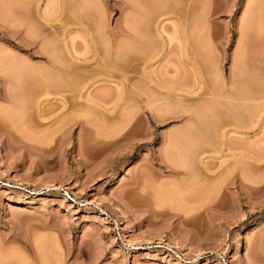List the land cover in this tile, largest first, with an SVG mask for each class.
I'll use <instances>...</instances> for the list:
<instances>
[{
    "label": "rangeland",
    "instance_id": "obj_1",
    "mask_svg": "<svg viewBox=\"0 0 264 264\" xmlns=\"http://www.w3.org/2000/svg\"><path fill=\"white\" fill-rule=\"evenodd\" d=\"M14 1L0 0V264H264V0H171L170 7L164 0H127L128 5L126 0H49L48 6L47 0ZM45 6L52 12L46 13L48 20ZM160 20L164 38L156 37L160 45L150 56L128 39L110 58L105 38L95 30L101 21L112 34L128 25L129 31L138 33L142 27L140 34L151 36ZM70 28L72 34L80 31L77 48L89 51L96 68L91 69L100 78L113 75L111 80L120 83L131 76L136 83L144 65L147 72L179 83L197 78L199 86L192 95L178 92L181 102L173 110L171 102L164 108L166 100L159 97L162 108L171 111L158 119L151 109L132 107L138 96L135 83L120 92L104 91L98 83L92 93L106 103L83 101L87 115L74 118L79 107H62L59 99L69 101L84 90L66 81L56 85L55 79L45 90L37 71L34 76L22 61L28 57L34 64H47L49 42ZM40 29L58 36L51 34L50 40L46 35L49 42L42 43ZM115 36L114 44L120 40ZM59 42L53 44L60 48ZM60 49L55 53L64 52ZM104 55L113 67L104 65ZM219 73L227 85L233 84L236 96H244L241 107L220 96ZM149 86V96L155 98L157 89ZM168 134L191 137L190 152L168 146Z\"/></svg>",
    "mask_w": 264,
    "mask_h": 264
},
{
    "label": "bare ground",
    "instance_id": "obj_2",
    "mask_svg": "<svg viewBox=\"0 0 264 264\" xmlns=\"http://www.w3.org/2000/svg\"><path fill=\"white\" fill-rule=\"evenodd\" d=\"M14 1V0H13ZM17 2H19L18 0H16ZM16 1H14V2H16ZM53 1V0H52ZM65 1H67V0H65ZM72 1V0H71ZM70 1V2H71ZM88 1V0H87ZM119 1V0H118ZM124 1V0H123ZM127 1V0H126ZM125 1V2H126ZM136 1V0H135ZM155 1V0H154ZM164 1H167V6H168V2H169V6L168 7H170L172 4H171V0H164ZM163 1V2H164ZM23 2V1H22ZM26 2L27 1H25V3H23V5L24 4H26ZM31 2V1H30ZM33 2H34V0H33ZM49 2H51V1H49V0H47V6H48V3ZM54 2H55V0H54ZM54 2H52L51 4H49L50 6H53V3ZM78 2V1H77ZM122 2V1H121ZM129 1H127V5L129 4L128 3ZM130 2H131V0H130ZM137 2V1H136ZM162 2V3H163ZM20 3V2H19ZM28 3V2H27ZM75 3V2H74ZM80 3V2H79ZM79 3H76V4H78L79 5ZM82 4L84 3V2H81ZM87 3V2H86ZM124 3V2H123ZM138 3V2H137ZM81 4V5H82ZM135 4V3H134ZM140 4V3H139ZM56 5H57V2H56ZM142 5V4H141ZM154 5L156 6V2H154ZM158 5V4H157ZM175 5H176V1H175ZM20 6H21V4H20ZM24 6H27V5H24ZM24 6H22V7H24ZM54 6H55V4H54ZM67 6H68V4H67ZM130 6H131V4H130ZM135 6H136V4H135ZM134 5H133V8L135 7ZM144 6V5H143ZM151 6H153V5H151ZM154 6V8H156ZM159 6H161L160 4H159ZM158 6V7H159ZM164 6V5H163ZM70 7V6H69ZM78 7V6H77ZM138 7V6H137ZM139 7H140V5H139ZM137 8V9H140V8ZM145 7V6H144ZM162 7V6H161ZM161 7H159V8H161ZM174 7V6H173ZM176 7V6H175ZM174 7V8H175ZM45 9V17L47 18L48 16V14L46 15V13H50V12H47L48 10L47 9H49L48 7H44ZM73 8V7H72ZM159 8H158V10L157 11H159ZM165 8V7H164ZM23 9V8H22ZM24 9H25V7H24ZM56 9V8H55ZM71 9V8H70ZM74 9H76V7L74 8ZM79 11H81L79 8H77ZM147 10H148V8H146ZM176 9V8H175ZM85 10H86V8H85ZM154 10V9H153ZM153 10H151V11H153ZM22 11V10H21ZM24 11V10H23ZM26 11H27V9H26ZM36 11V10H35ZM75 11H77V10H75ZM79 11H78V13H79ZM83 11V10H82ZM131 11V10H130ZM171 11H173V10H171ZM44 12V11H43ZM42 12V13H43ZM72 12H73V10H72ZM86 12H88V11H86ZM140 12V11H139ZM146 12V11H145ZM29 13V12H28ZM33 13V12H32ZM35 13V12H34ZM41 13V12H40ZM40 14V15H43V14ZM52 13V12H51ZM76 13V12H75ZM133 13H134V11H133ZM143 13V12H142ZM171 13V12H170ZM174 13H175V11H174ZM12 14V13H11ZM25 14H27L26 12H25ZM70 14V13H69ZM77 14V13H76ZM89 14H91V12H89L88 13V15ZM95 14V13H94ZM132 14V13H131ZM130 14V15H131ZM136 14V13H135ZM154 14V13H153ZM160 14V13H159ZM161 14H162V12H161ZM160 14V15H161ZM167 14V13H166ZM169 14V13H168ZM22 15H24L23 13H22ZM28 15V14H27ZM31 15V14H30ZM36 15V14H35ZM56 15V14H55ZM82 15H83V13H82ZM82 15H81V17H82ZM87 15V16H88ZM91 15H93V14H91ZM133 15V14H132ZM140 15H141V13H140ZM143 15V14H142ZM162 15H164V14H162ZM19 16V15H18ZM44 16V15H43ZM50 16V15H49ZM69 16V15H68ZM71 16V15H70ZM79 16V15H78ZM84 16V15H83ZM97 16V15H96ZM151 16H152V12H151ZM204 16H205V14H204ZM30 17V16H29ZM36 17H38V16H36ZM51 17H53V15L51 16ZM93 17V16H92ZM132 17V16H131ZM136 17V16H135ZM134 17V19H136ZM20 18V17H19ZM26 18V17H25ZM42 18H44V17H42ZM54 18V17H53ZM60 18V17H59ZM71 18V17H70ZM85 18H88V17H85ZM95 18V17H94ZM93 18V19H94ZM127 18H128V15H127ZM130 18V17H129ZM143 18V17H142ZM153 18H154V16H153ZM155 18H157V16H155ZM21 19V18H20ZM23 19V18H22ZM56 19V18H55ZM61 19V18H60ZM150 19H151V17H150ZM193 19V18H192ZM31 20H33V19H31ZM30 20V21H31ZM47 20H48V18H47ZM123 20H124V18H123ZM130 20V19H129ZM132 20V19H131ZM148 20V19H147ZM22 21V20H21ZM20 21V22H21ZM24 21H26V20H24ZM34 21V20H33ZM42 21H44V20H42ZM56 21V20H55ZM23 22V21H22ZM32 22V21H31ZM37 22V21H36ZM35 22V23H36ZM39 22H40V20H39ZM47 22V21H46ZM49 22H52V21H50V19H49ZM91 22V21H90ZM95 21H93V23H94ZM97 22V21H96ZM96 22L94 23V25L96 24ZM101 22V21H100ZM100 22H99V24H100ZM124 23H125V21H123ZM127 22V21H126ZM163 21H158V23H157V27H156V32H157V34L156 35H151V36H149L148 34L146 35V34H144V32H143V34H140V31H141V29H142V27H141V29H138V33H137V31L135 32V30L133 29L132 31H134V32H132L131 30L129 31V30H127V29H129L128 28V25L126 26V28H125V26H124V28L126 29H124V28H122V27H120V25H119V29H120V31L118 32V33H113L112 34V32L113 31H111V32H109V30L103 25V26H100L99 24H98V26L96 27L95 26V30L97 31H95L96 32V34H100V35H103L102 37L103 38H105V42L107 43V45H108V49L106 50V54H107V52H108V56L110 57V58H113V57H115V55L117 56V54H115L116 53V50H119L120 49V46H121V44L124 42V40H127L128 41V39H130L131 41H133L134 43H136L137 44V47L139 46V47H141V49H142V52H143V50H146L148 53H146L147 55L149 54V52H151V51H153V50H155V49H157L158 47H159V40L157 41V39L158 38H156V37H158V36H161V37H163L164 38V36H163V34L165 33V30H164V28H163V23H162ZM192 22V21H191ZM72 23V22H71ZM102 23H103V21H102ZM129 23V22H128ZM142 23H143V21H142ZM147 23V22H146ZM153 23V22H152ZM23 24V23H22ZM28 24H29V22H28ZM40 24V23H39ZM51 24V23H50ZM49 24V25H50ZM70 24V23H69ZM76 24H78V22H76ZM91 25H93L92 23H90ZM130 24H131V22H130ZM17 25H19V23L17 24ZM34 25V24H33ZM41 25V24H40ZM72 25V24H71ZM82 25V24H81ZM97 25V24H96ZM139 25V24H138ZM140 25H142V24H140ZM32 26V25H31ZM38 26V25H37ZM42 26V25H41ZM41 26H40V28H41ZM52 26H54V25H52ZM134 26V25H133ZM190 26H191V23H190ZM27 27V31H29L28 30V28H30V24L28 25V26H26ZM44 27V26H43ZM42 27V28H43ZM67 27V26H66ZM65 27V28H66ZM90 27V26H89ZM88 27V28H89ZM135 27V26H134ZM146 27V26H145ZM177 27V26H176ZM34 28H35V26H34ZM55 28H57V26L55 25ZM54 28V29H55ZM69 28V27H68ZM87 28V27H86ZM110 28V27H109ZM148 28V27H147ZM31 29H32V27H31ZM35 29H37L36 31H34V33H36L37 35L39 34V30H38V28H35ZM46 29V28H45ZM50 29V28H49ZM54 29H52L51 28V32H52V30H54ZM90 29H92V28H90ZM118 29V30H119ZM136 29V30H137ZM150 29H152V28H150ZM166 29V28H165ZM208 29V28H207ZM42 29H40V31H41ZM44 30V29H43ZM41 31V33H43L44 34V39H45V42H44V39L43 40H41L42 41V43H47V42H49L48 40H46V35H47V32H46V30H44V31ZM56 30V29H55ZM71 30H72V28H70V29H65V32L63 33V32H61V39H58V40H61V42L62 43H58V45H60L59 47L61 48V46H62V48L60 49V48H58L57 46H56V41L58 42V40H56V39H54L55 41H53V39H52V45H50V42H49V46H50V49H49V47L47 46V47H44L43 49H44V51L43 50H41V52L44 54V52H46L47 50H45V48H47V49H49L45 54L47 55V58H46V60L47 61H49V63L46 61V62H44V63H47V64H42V62H41V64L40 65H38V64H34V63H32L31 62V59H28V57H22V58H24V59H22V61L24 60V62L26 63V65L27 66H29L28 67V69L30 68L31 70H33L34 71V73L32 72V74L34 75L35 74V71H37L36 72V74L39 76L38 77V81L37 82H39L38 84H43L44 86H45V90H46V88L48 87V85L49 84H51V79L53 80V79H55V81H57L58 83H56L55 81V83H56V85L58 84H60L59 83V81H66L67 82V85L68 84H70V85H75V87L73 86V88L75 89V88H77V90H80V89H82V90H84L83 91V93H81V94H79V96H75L74 97V93L72 94V96H73V99H71V100H69V101H66V100H63L62 98H60L59 99V101H61L60 103H61V106L62 107H65L67 104L69 105V107H72V108H74L75 106H78L79 108L78 109H76V111H75V114H74V118H81V117H85V115H87L86 114V110H85V108H86V106L84 105V102L83 101H85L87 104H89V103H93V104H96V105H98V106H102V104H105L106 103V100H105V98L104 99H102L101 97L99 98V97H95L93 94L94 93H92V89L94 88L95 89V87L97 86L96 84H98V83H101V85H99L100 86V88H102V90H104V91H110V90H115V92H120V91H122L123 89L124 90H129V89H131L134 85H136V87L135 88H133L132 90L134 91L133 93H135L136 91H137V94H138V96L136 97V98H139L138 100H136V98H134L133 99V101H135L136 100V104L135 103H133V101H132V98H131V101L132 102H130V103H132L131 105H132V107L134 108V105H136V107H135V109L136 108H139V107H141V106H144L143 108H148V109H151L152 110V112L153 113H157V114H155V116L157 115L158 116V119H159V117H161L162 115H164L163 113L165 112V114H166V110H164L163 108H162V104L164 103V105H163V107L165 108V107H170V105H171V103H172V106L174 105H176V104H174V102H177V101H180L181 102V99L179 100V97H178V92H182V91H184V92H186L187 94H191L192 95V93H193V90H194V86H196L197 87V85L199 86V80H197V78H193L194 80L192 81V82H190V84H184V83H179L178 82V80L177 81H173V80H170V79H168V78H164V77H161L160 76V74H156V73H149V72H147L146 70L148 69L146 66H144L143 65V68H142V66L139 68L138 66V68L139 69H143V73H142V79H141V81L139 80V82H140V84H138L137 82L135 83V81L134 82H132L131 81V76H129V78L128 77H126L127 78V83H125V81H126V78L124 79L123 78V82H122V78L120 79L121 80V82L120 83H117V82H115L114 80H111L112 79V77H114L113 75H111L112 77H111V79H104V78H100L99 76H96L95 74H96V72H95V74H94V71L95 70H93V69H91L93 66H91L92 64H90V61H91V58H92V55H88L87 53L89 52H87V50H85V51H81V50H79L78 48H77V44H76V41H75V38L78 36L77 34L80 32H78L76 35L75 34H72V33H70L71 32ZM74 30V29H73ZM76 30V29H75ZM94 30V29H93ZM32 31V30H31ZM48 31V30H47ZM57 31V30H56ZM55 31V32H56ZM61 31H63V30H61ZM145 31V30H144ZM154 31V32H155ZM54 32V33H55ZM93 32V31H92ZM115 32V31H114ZM147 32V31H146ZM40 33V36L41 37H43V34H41ZM63 33V34H62ZM73 33H74V31H73ZM24 34H25V32H24ZM52 34V33H51ZM51 34H50V37H51ZM56 34V33H55ZM57 34H58V32H57ZM81 34V33H80ZM27 35V34H26ZM48 35H49V33H48ZM47 35V38L49 37ZM53 35V37L55 36L54 34H52ZM90 35H91V33H90ZM114 35H116L117 37H118V42L117 43H113L114 42V39L115 38H113L114 37ZM56 36H58V35H56ZM56 36L54 37V38H56ZM60 36V35H59ZM83 36V35H82ZM115 36V37H116ZM168 37H170V35L168 34L167 35ZM33 37H34V34H33ZM37 37H39V36H37ZM36 37V38H37ZM50 37H49V39H50ZM80 37H81V35H80ZM101 37V36H100ZM101 37V38H102ZM116 37V38H117ZM52 38V37H51ZM77 38H79V37H77ZM76 38V39H77ZM82 38V37H81ZM80 38V39H81ZM99 38V37H98ZM103 38H102V40H103ZM125 38V39H124ZM127 38V39H126ZM162 38V39H163ZM83 39V41H84V43H85V45H86V39H84V38H82ZM94 39V38H93ZM96 39V38H95ZM94 39V40H95ZM106 39H108V40H106ZM174 39V38H173ZM51 40V39H50ZM170 40H171V38H170ZM27 41V40H26ZM82 41V40H81ZM104 41V40H103ZM117 41V40H116ZM169 41V40H168ZM28 43H29V41H27ZM26 42V43H27ZM53 42H55L54 44H53ZM91 42V41H90ZM34 43V42H33ZM95 43V42H94ZM99 43H100V40H99ZM99 43H97V44H99ZM103 43V42H102ZM105 43V44H106ZM131 43V42H130ZM32 44V43H31ZM129 44V43H128ZM127 44V45H128ZM24 45V44H23ZM30 45V44H29ZM84 45V44H83ZM84 45V46H85ZM93 45V44H92ZM131 45H132V43H131ZM41 46H43V44L41 45ZM40 46V47H41ZM87 46V45H86ZM195 46V45H194ZM89 47V46H88ZM106 47V46H105ZM130 47V46H129ZM135 47V46H134ZM139 47H138V50H139ZM42 48V47H41ZM40 48V49H41ZM97 48V47H96ZM96 48H95V51H96ZM124 48V47H123ZM122 48V51L124 50ZM6 49V48H5ZM37 49H38V47H37ZM36 49V50H37ZM57 49V50H56ZM58 49H60L61 51H64V52H66V56H64V59L63 60H61L62 59V57H63V55L65 54L64 52H59V53H61V54H56L57 53V51H59ZM81 49V48H80ZM84 49V48H83ZM98 49V48H97ZM194 49H195V47H194ZM35 50V51H36ZM56 50V51H55ZM103 50V49H102ZM136 50V49H135ZM5 51V50H4ZM3 51V56L7 53V51L6 52H4ZM9 51V50H8ZM34 51V50H33ZM34 51V52H35ZM146 51H144V52H146ZM157 51H158V49H157ZM31 52H32V50H31ZM37 52V51H36ZM56 52V53H55ZM87 52V53H86ZM102 52V51H101ZM104 52V51H103ZM139 52V51H138ZM1 54V53H0ZM105 54V55H106ZM7 55H9V53H7ZM61 55V56H60ZM88 55V56H87ZM104 55V59L106 60V56ZM141 55V54H140ZM151 55V53L149 54V56ZM13 56V55H12ZM12 56H10L11 58H12ZM108 56H107V59H108ZM142 56V55H141ZM144 56V55H143ZM152 56L154 57V55L152 54ZM6 57V56H5ZM18 57V56H17ZM20 57V58H21ZM44 57H45V55H44ZM97 58H98V56H96ZM15 58H16V56H15ZM19 58V57H18ZM97 58H96V60H97ZM102 58V59H103ZM9 59V58H8ZM7 59V60H8ZM13 60H14V58H12ZM17 59V58H16ZM100 59H101V57H100ZM114 59H116V58H114ZM143 59H145L144 57H143ZM19 60V59H18ZM93 60V59H92ZM95 60V61H96ZM109 60V59H108ZM113 60V59H112ZM16 61V60H15ZM118 61V60H117ZM147 61H148V59H147ZM100 62V61H99ZM102 62V61H101ZM107 60L105 61V64L104 65H106L108 68H110V67H113L112 66V64H109L110 63V61H108L107 63ZM121 62V61H120ZM5 63V62H4ZM8 63V62H7ZM24 63V64H25ZM95 63H98V62H95ZM115 63V62H114ZM117 63V62H116ZM144 63V62H143ZM208 63H210V62H208ZM1 64H2V62H1ZM14 64H16V63H14ZM13 64V65H14ZM19 64V63H18ZM21 64V63H20ZM122 64V63H121ZM212 64V63H211ZM8 65V64H7ZM12 64H10V67H12L13 66ZM21 65H23V64H21ZM99 65V64H98ZM103 65V66H104ZM140 65V64H139ZM213 66H214V64H212ZM212 65H211V67L209 68L210 70H211V68H212ZM20 66V65H19ZM102 66V67H103ZM123 66V65H122ZM132 66V65H131ZM208 67H209V65H207ZM215 66H216V64H215ZM214 66V67H215ZM105 67V66H104ZM103 67V68H104ZM107 67H106V69H107ZM133 67H135V65L133 66ZM132 67V68H133ZM194 67V66H193ZM16 68H17V65H16ZM15 68V69H16ZM24 68V67H23ZM26 68V67H25ZM94 69H96L95 67H93ZM116 68H118V66L116 67ZM120 68V67H119ZM137 68V69H138ZM147 68V69H146ZM205 68V67H204ZM207 68V67H206ZM216 68V67H215ZM4 69H6L5 67H4ZM12 69V68H11ZM22 69V68H21ZM29 69V70H30ZM100 69V68H99ZM105 69V71H107V70H109V69H107L106 70ZM237 69V68H236ZM13 70H14V68H13ZM93 70V71H92ZM114 70V69H113ZM215 70V69H214ZM90 71V72H89ZM93 72V74H92V72ZM97 71V70H96ZM112 71V70H111ZM119 71V70H118ZM122 71V70H121ZM121 71H119V72H121ZM151 71H153V70H151ZM206 71V70H205ZM235 71V70H234ZM1 72V71H0ZM9 72V71H8ZM13 72V71H12ZM11 72V73H12ZM27 72V71H26ZM31 72V71H30ZM89 72V73H88ZM101 72V71H100ZM116 72V71H115ZM124 72V71H123ZM127 72V71H126ZM137 72V71H136ZM139 72V71H138ZM213 72V71H212ZM6 73V72H5ZM10 73V72H9ZM117 73V72H116ZM214 73V72H213ZM218 73V72H217ZM241 73V72H240ZM6 74H8V73H6ZM15 74V73H14ZM18 74H20V73H18ZM29 74V73H28ZM35 74V75H36ZM108 74V73H107ZM112 74V73H111ZM113 74H115V73H113ZM220 74V73H219ZM237 74V73H236ZM242 74V73H241ZM3 75V74H2ZM17 75V74H16ZM34 75V76H35ZM95 75V76H94ZM127 75V73L125 74V76ZM235 75V73L234 72H232V76H230L231 78H232V81H233V76ZM32 76V75H31ZM102 76V75H101ZM106 76V75H105ZM139 76V75H138ZM216 76V75H215ZM214 76V77H215ZM218 76V75H217ZM240 75H238V77H239ZM10 77H12V74H11V76ZM19 77V76H18ZM13 78V77H12ZM12 78H10V79H12ZM15 78H16V76H15ZM32 78H33V76H32ZM136 78V77H135ZM164 78V79H163ZM240 78V77H239ZM8 79V78H7ZM241 79V78H240ZM16 81L17 82V80L16 79H14L13 78V81ZM134 80V79H133ZM191 80V79H190ZM214 80V79H213ZM230 80V79H229ZM236 80V79H235ZM243 80V79H242ZM32 81H33V79H32ZM219 82H218V84H219V86H217L218 87V89L217 90H219L218 92L220 93V96H222L223 98H226L227 100L228 99H230V100H232V102L234 101L236 104H238L240 107H241V102H240V104L238 103L239 101H242V100H244V96H242V97H239L238 95L236 96V94H234V92L232 91V85H227V83H226V81L227 80H225L224 79V77H223V75L222 74H220L219 75V80H218ZM244 81V80H243ZM242 81V82H243ZM8 82H9V80H8ZM31 82V81H30ZM53 82V81H52ZM185 82V81H184ZM4 83H5V81H4ZM10 83V82H9ZM9 83H7V85L9 84ZM63 83V82H62ZM133 83H135L134 85H133ZM232 83H234V81L232 82ZM236 83V82H235ZM234 83V84H235ZM12 84V83H11ZM34 84V83H33ZM40 84V85H41ZM137 84H138V86H137ZM149 84H151V85H154V87L157 89V91H155L156 93V96H155V98H153V97H150L149 96V92L150 91H148V90H151L152 89V87L153 86H149ZM229 84V83H228ZM238 84V83H237ZM52 85H53V83H52ZM69 85V86H70ZM77 85V86H76ZM216 85H217V82H216ZM215 85V86H216ZM239 85H240V83H239ZM242 85V84H241ZM36 86H38V85H36ZM64 86V85H63ZM212 86V85H211ZM243 86V85H242ZM10 87H13V85H11ZM14 87H15V83H14ZM41 87V86H40ZM53 87H55V86H53ZM65 87V86H64ZM67 87V86H66ZM79 87V88H78ZM210 87V86H209ZM9 88V87H8ZM16 88V87H15ZM15 88H13L12 90H14ZM38 88V87H37ZM48 88H51V87H48ZM58 88V87H57ZM97 88V87H96ZM151 88V89H150ZM240 88H241V86H240ZM59 89V88H58ZM93 89V90H94ZM136 89V90H135ZM196 89V88H195ZM234 89V88H233ZM241 89H243V88H241ZM241 89H239V90H241ZM7 89H6V86H5V91H6ZM65 90V89H64ZM68 90H69V88H68ZM67 89H66V91H68ZM113 90V91H114ZM132 90H130V91H132ZM211 90H213L212 88H211ZM248 90H249V88H248ZM70 91V90H69ZM76 91V90H75ZM104 91H103V93H104ZM159 91V92H158ZM251 91V90H250ZM47 92H48V90H47ZM73 92V91H72ZM101 92V91H100ZM153 91L151 90V93H152ZM249 92V91H248ZM255 92V91H254ZM253 92V93H254ZM257 92V91H256ZM85 93V96L83 95ZM208 93V92H207ZM210 93H212L211 91H210ZM218 93V94H219ZM253 93H251V94H253ZM258 93V92H257ZM9 94V93H8ZM8 94H6V96L8 95ZM42 94H43V92H42ZM77 94V95H78ZM239 94V93H238ZM243 94V93H242ZM241 94V95H242ZM256 94V93H255ZM259 94V93H258ZM44 95V94H43ZM47 95H49V94H47ZM106 95V94H105ZM123 95V94H122ZM127 95H128V93H127ZM130 95V94H129ZM134 95V94H133ZM157 95H158V97H157ZM210 95V94H209ZM240 95V94H239ZM240 95V96H241ZM243 95H246L245 94V92H244V94ZM71 96V97H72ZM126 96V95H125ZM213 96H214V94H213ZM217 96V95H216ZM253 96H255V99H256V95H253ZM14 97V96H13ZM47 97V96H46ZM62 97V96H61ZM64 97V96H63ZM123 97H124V95H123ZM129 97V96H128ZM157 97V98H156ZM159 97H161V99H164L165 98V100L168 102V103H166V101L164 102V100H163V103H162V100H160L159 99ZM162 97H164V98H162ZM251 97H252V95H251ZM8 98V97H7ZM14 98H16V97H14ZM17 98H18V96H17ZM190 98H192V97H190ZM214 98H216V97H214ZM242 98V99H241ZM74 99H75V101H74ZM116 99V98H115ZM122 99V98H121ZM127 99V98H126ZM160 100V102L161 103H158L157 104V102H159V100ZM246 99V98H245ZM80 100H82V101H80ZM125 100V99H124ZM175 100V101H174ZM223 100V99H222ZM252 100H253V97H252ZM258 100V99H257ZM9 101V100H8ZM173 101V102H172ZM192 101V100H191ZM12 102V101H11ZM122 102V101H121ZM169 102H171L170 104H169ZM179 102V103H180ZM189 102V101H188ZM187 102V103H188ZM225 102V101H224ZM228 102V101H227ZM243 102V101H242ZM250 102V101H249ZM248 102V103H249ZM260 102V101H259ZM125 103H127V102H125ZM130 103H129V105L128 106H130ZM178 102H177V105L174 107H172V110H173V108H175L176 109V107L178 106V104H179ZM193 103V102H192ZM197 103V102H196ZM245 103H246V101H245ZM38 104V103H37ZM128 104V103H127ZM134 104V105H133ZM159 104H161V106L159 105ZM165 104H168L167 106L165 105ZM186 103H184L183 105H185ZM194 104V103H193ZM247 104V103H246ZM250 104V103H249ZM13 105V104H12ZM40 105V104H39ZM121 105H123L122 103H121ZM159 105V106H158ZM183 105H182V107H183ZM199 105V104H198ZM201 105V104H200ZM199 105V107H201ZM227 105H228V103H227ZM15 106V105H14ZM17 106V105H16ZM92 106V105H91ZM125 106V105H124ZM127 106V105H126ZM139 106V107H138ZM188 106V105H187ZM186 106V107H187ZM226 106V105H225ZM229 106V105H228ZM238 106V107H239ZM247 106V105H246ZM245 106V107H246ZM12 107V106H11ZM24 107V106H23ZM37 107V106H36ZM38 107H40V106H38ZM131 107V106H130ZM191 107V106H190ZM230 107V106H229ZM232 107H234V105L232 106ZM231 107V108H232ZM14 108V107H13ZM71 108V109H72ZM77 108V107H76ZM89 108H91V107H89ZM120 108H122L121 106H120ZM125 108V107H124ZM143 108H141V109H143ZM9 109H11V108H9ZM15 109V108H14ZM87 109V108H86ZM134 109V110H135ZM140 109V108H139ZM138 109V110H139ZM178 109H181V108H178ZM183 109H185V107L183 108ZM189 109V108H188ZM191 109V108H190ZM199 109V108H198ZM239 109V108H238ZM246 109V108H245ZM122 110V109H121ZM126 110V109H125ZM127 110H129V107L127 108ZM167 110H168V108H167ZM37 111V110H36ZM124 111V110H123ZM171 110H169L168 112H170ZM175 111H177V110H175ZM179 111V110H178ZM177 111V112H178ZM187 111V109L185 110V112ZM194 111V108H193V110L190 112V113H192ZM203 111V110H202ZM235 111V110H234ZM237 111H239V110H237ZM39 114H40V116H42V117H44L45 116V114H44V116H43V113H42V111H40V108H38V111H37ZM41 112V113H40ZM47 112V111H46ZM136 112V111H135ZM167 112V114H170V113H168ZM182 112V111H181ZM188 112H189V110H188ZM241 112V111H240ZM91 113H92V110H91ZM125 113V112H124ZM133 113H134V111H133ZM137 113V112H136ZM160 113V114H159ZM179 113V112H178ZM203 113V112H202ZM201 113V114H202ZM205 113V112H204ZM93 114V113H92ZM122 114V113H121ZM127 114H128V112H127ZM129 114H131V112L129 113ZM139 114H141V113H139ZM182 114V113H181ZM199 114V113H198ZM240 114V113H239ZM91 115V114H90ZM131 115H133V114H131ZM135 115V114H134ZM159 115H161V116H159ZM196 115H197V113H196ZM39 116V117H40ZM121 116V115H120ZM123 116V115H122ZM141 116V115H140ZM156 116V117H157ZM165 116H167V115H165ZM187 116V115H186ZM192 116H194V117H192V119H197V118H195V115H192ZM201 117V116H200ZM199 117V120L202 118H200ZM245 117V116H244ZM73 118V119H74ZM130 118H131V116H130ZM162 118H164V117H162ZM190 118H191V116H190ZM41 119V118H40ZM43 119V118H42ZM122 119H124L123 117H122ZM127 119H129L128 117H127ZM154 119V118H153ZM161 119V118H160ZM64 121H65V119H63ZM62 120V121H63ZM125 120V119H124ZM163 120V119H162ZM198 120V121H199ZM63 121V122H64ZM67 121V120H66ZM65 121V122H66ZM141 121V120H140ZM161 121V120H160ZM198 121L196 122L197 124H198ZM118 122H119V120H118ZM124 122V121H123ZM188 122V121H187ZM190 122V121H189ZM206 122H209V121H206ZM122 123V122H121ZM203 123V121L201 120V124ZM205 123V122H204ZM124 124H126L125 122H124ZM197 124H195V127H197L196 125ZM59 125V124H58ZM60 125H62V124H60ZM130 125V124H129ZM192 125H194V124H192ZM199 125H200V123H199ZM198 125V126H199ZM128 126V125H127ZM188 127L189 126H191V123L190 124H188L187 125ZM187 126H185V127H187ZM201 126V125H200ZM199 126V127H200ZM60 126H58V132H59V129H61L62 127H60ZM63 127H64V125H63ZM120 127H122V125L120 126ZM120 127H119V129H120ZM125 127V126H124ZM131 127H133V126H131ZM56 128V127H55ZM130 128V127H129ZM192 128H193V126H192ZM52 129V128H51ZM51 129H49V130H51ZM194 129H196V128H194ZM199 129V128H198ZM49 130H47V131H49ZM55 130V129H54ZM53 130V131H54ZM132 130H134V129H132ZM173 130V129H172ZM180 130V129H179ZM46 131V132H47ZM52 131V130H51ZM187 131V130H186ZM56 132V131H55ZM133 132V131H132ZM170 132V131H169ZM172 132V131H171ZM207 132V131H206ZM45 133V132H44ZM49 133V132H48ZM47 133V134H48ZM52 133V132H51ZM179 133V132H178ZM186 133V132H185ZM189 133V132H188ZM187 133V134H188ZM203 133V132H202ZM208 133V132H207ZM207 133H205L204 132V134H206L207 135ZM41 134V133H40ZM46 134V133H45ZM173 134V133H172ZM180 134V133H179ZM182 135H183V133H181ZM187 134H186V136H187ZM44 135V134H43ZM175 135H177V132H176V134ZM174 135V136H175ZM168 136H169V134H168ZM188 137V136H187ZM187 137H185L183 140H182V138H181V136H179V137H172V136H169V137H167L166 139V143H168V146H170L172 149H173V147L174 148H176L177 149V151L179 150V147H180V149L181 148H184V149H186V150H188V152H190L189 151V149H187V148H191L193 145H194V141L191 139V137H189V138H187ZM196 138V137H195ZM205 138V137H204ZM179 139H181V140H179ZM194 139V138H193ZM209 139V138H208ZM195 140V139H194ZM205 140V139H204ZM196 141V140H195ZM201 140H199L198 142H196V143H199ZM195 143V144H196ZM209 144H210V142H209ZM167 145V144H166ZM197 146V145H196ZM204 146V145H203ZM169 148V147H168ZM167 148V149H168ZM194 148V147H193ZM165 149H166V146H165ZM170 150V149H169ZM195 150V149H194ZM168 151V150H167ZM176 151V152H177ZM196 151V150H195ZM195 151H194V153H195ZM172 152V151H171ZM176 152H174L173 153V155H176ZM187 152V153H188ZM189 154V153H188ZM168 155H170V154H168ZM177 155H180V153H178L177 152ZM190 155V154H189ZM197 155V154H196ZM182 156V155H181ZM191 156V155H190ZM203 156V155H202ZM179 157V156H178ZM185 157V156H184ZM184 157H182V158H184ZM192 157H193V159H194V154L192 155ZM180 158V157H179ZM186 158V157H185ZM178 159V158H177ZM187 159V158H186ZM198 158H196V160H197ZM205 159V158H204ZM181 160V159H180ZM179 160V161H180ZM184 161H187V160H185V159H183ZM178 161V162H179ZM183 161V162H184ZM188 161H189V159H188ZM188 161H187V163H188ZM190 161H191V159H190ZM194 161V160H193ZM201 161H203V159L201 160ZM178 162H177V164H178ZM185 164V166L187 165H189V164ZM200 163V162H199ZM183 164V163H182ZM192 165V164H191ZM178 166H179V164H178ZM186 166V167H187ZM188 167H190V166H188ZM197 168V167H196ZM189 169V168H188ZM190 169H193V168H191L190 167ZM189 169V170H190ZM195 169V168H194ZM234 169V168H233ZM183 170V169H182ZM187 170V169H186ZM188 170V171H189ZM196 170V169H195ZM232 170V169H231ZM191 171V170H190ZM187 172V171H186ZM194 172V171H193ZM227 172V171H226ZM200 173V172H199ZM190 174H191V172H190ZM200 175V174H199ZM210 175V174H209ZM205 177H207V176H205ZM209 177V176H208ZM192 178V177H191ZM112 197H114V196H112Z\"/></svg>",
    "mask_w": 264,
    "mask_h": 264
}]
</instances>
